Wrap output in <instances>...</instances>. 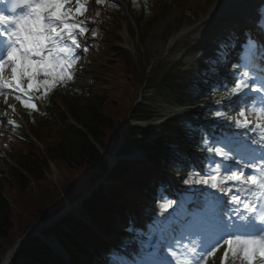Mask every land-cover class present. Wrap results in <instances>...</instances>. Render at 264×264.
Masks as SVG:
<instances>
[{
	"label": "trees",
	"instance_id": "trees-1",
	"mask_svg": "<svg viewBox=\"0 0 264 264\" xmlns=\"http://www.w3.org/2000/svg\"><path fill=\"white\" fill-rule=\"evenodd\" d=\"M122 1L125 11L113 0H105L101 7L85 15L89 28L88 56L95 53L105 56L99 60L98 76L88 73L85 85H58L47 96L46 112H26L28 132L41 148L23 136L24 142L10 139L3 150L7 161L0 160V260L29 226L54 216L66 203L76 200L80 193L89 191L104 177L105 189L98 186L81 204L85 223L68 217L48 230L64 246L68 254L65 264H114L112 253L128 255L134 251L138 231L144 229L157 212L158 187L165 186L159 174L171 178L191 169L188 155L181 146L197 153L200 159L197 163L201 164L208 146L204 145L200 124L173 119L161 128L166 137L148 143L147 131L131 127V122L149 120L150 116L140 108L124 110L123 114V104L112 101L106 88L92 89L96 84L105 85L106 72L113 66L118 80H123L127 86L128 81L132 82L130 90L135 89L134 83L143 85L146 79L144 88L151 90V98L159 103L190 107L226 100L223 99L226 88L219 77L194 73L180 63H158L149 71L154 75H145L150 66L141 47L146 32L172 7L191 12L193 18L187 25H194L198 15L192 11L189 0ZM186 5L188 9H183ZM126 17L134 25L129 28L130 33L137 36L134 55L118 47L121 42L115 34L120 21ZM182 23L168 27L164 40L179 31ZM88 56L80 67L84 75L90 65ZM158 67L160 71L156 73ZM119 99L124 101V97ZM130 100L127 98L126 103ZM114 105L120 106L118 111L114 110ZM197 115L200 120H208L211 113L204 109ZM69 122L78 128H73ZM20 135H23L21 131ZM119 138H122V146L141 150L150 166L139 161H119L107 173L105 155ZM50 163L58 174L59 183L52 180ZM132 192L138 193L140 198L128 196ZM10 264L61 263L54 252L38 239L31 238L17 249Z\"/></svg>",
	"mask_w": 264,
	"mask_h": 264
},
{
	"label": "snow or ice",
	"instance_id": "snow-or-ice-1",
	"mask_svg": "<svg viewBox=\"0 0 264 264\" xmlns=\"http://www.w3.org/2000/svg\"><path fill=\"white\" fill-rule=\"evenodd\" d=\"M6 2L10 14L0 10V90L22 93L26 99L20 95L15 99L25 108L38 110L31 93L43 89L47 98L57 85L74 80L79 52L87 51L83 38L89 28L80 18L87 11L88 0ZM5 68L10 69V78L4 75ZM223 99L231 102L229 107L237 105L239 118L228 117L220 110L214 115L251 135L243 143L208 151L225 159H234L231 153H235L241 160L242 153L247 152V161L233 166L215 164L185 181L210 188L226 199L218 201L219 211L211 229L194 226L192 234L198 239L188 243L182 242L186 237L166 240L163 254L154 264H207L208 258L221 248L224 251L220 264H228L229 257L233 264L236 260L241 264H264V68L258 75L247 68L236 75ZM250 114H255V119H248ZM174 203L166 201L162 211L167 212Z\"/></svg>",
	"mask_w": 264,
	"mask_h": 264
},
{
	"label": "rangeland",
	"instance_id": "rangeland-1",
	"mask_svg": "<svg viewBox=\"0 0 264 264\" xmlns=\"http://www.w3.org/2000/svg\"><path fill=\"white\" fill-rule=\"evenodd\" d=\"M95 1H96L97 6L102 5L104 2V0H101V3L98 4L97 0ZM189 1L191 3V6L193 7L192 11L194 12V14H199V18L196 24L190 28L182 26V29L179 32L184 33V35L179 37L175 42H183L187 44L190 43L191 45H197L194 48V52L191 53L190 55H185L187 50L173 49L172 48L173 43L167 45L166 41L163 38L165 34L164 32L168 27L174 28L176 25H178L179 22L181 23L183 21L187 22L188 20H191V14H192L191 12H188V13L183 12L181 8L179 9L176 7H172L166 13L165 18L159 19L157 22H155L144 36L142 49L147 56L148 63L152 65V67H155L156 64L158 63H169L173 61H178L182 55H185L187 57H185V59L183 60V63H182L183 68L197 69L201 66L208 64L213 58H219V57L223 58L225 54L228 52L224 49V46L228 45V43L230 42V38H228V36L232 34L231 32H233L234 30L233 28H235L238 24L236 22L237 21L236 16L234 14L225 15V11L219 8V6L222 4L218 6V3L220 2V0H189ZM242 2L243 0L237 1V3L240 6ZM208 4H210L209 7L207 6ZM205 8H207L206 14L203 15L201 14L202 9H205ZM183 9H188V6L186 5L185 7H183ZM90 10H92V8H89L88 12ZM126 20L125 22H122L121 24L122 32L119 34V37L124 44V49L126 51H130L131 53L134 50V46L136 45L137 39L135 35L133 37L129 33V27L131 25V22L129 19H126ZM222 32L226 35L225 40L221 39V41L218 43L211 42L212 39L219 36L220 33ZM241 41L242 43H245L246 39L242 38ZM248 41H250V39ZM245 47L246 46H244V48ZM236 50L237 51L240 50V47L237 46ZM253 50L254 49L250 48L249 46L248 49L244 51V53L249 56H252ZM244 53L240 58L233 57V62L238 64V69L236 71L231 72L230 75H228V77L226 78L227 83L231 84L236 79V75L246 70V68L253 74H257V75L260 74L261 72L258 69L264 68L261 66L260 62H256L254 66L250 65V63H248V61L245 60L246 57L244 58ZM82 54H83V51L81 50L79 52V60L77 64H79L82 61ZM88 57H89L90 65L87 66V68L85 69L87 70L86 72L87 75H84V74L79 75V73L77 72V69L76 68L74 69L75 77H74L73 82H77L78 86L86 84V80L88 79L87 78L88 73H91V75L94 77L98 76L99 69L101 68L99 60L105 58V56L101 57V55H98L97 53H95L94 55H90ZM111 60H113V58ZM228 66L229 64L226 65L225 67L228 68ZM7 69L8 68H5V71ZM113 70H114V67L112 66L106 72L107 77H106V80H105L106 82L104 86H101L100 84H96L95 86H93L92 89L95 91H98L100 89L106 88L107 93H110V96H112L111 98L112 101L113 99L118 100L120 103L123 104L121 108L123 114H124V110L130 111L131 107L132 108L138 107L141 110H143L145 115H148L154 118L153 120L155 121L150 124H136V125L146 128L150 133H152V135H159L158 127L162 125L163 123H165L168 119L174 117V113H173L174 107L161 104L157 100L152 99L151 91H148V90L146 91L145 88H142L141 85L138 83H134L135 89L131 88L130 90L129 85L132 84V82L128 81V86H127V84L123 80L122 81L118 80V77H116L113 74ZM159 71H160V67H158L156 73ZM151 75H154V74H151V73L148 74V76H151ZM5 76L10 78L11 71H9V73H6ZM9 91L11 90H8V89L0 90V160L4 158L3 150L6 148L8 139L10 137L15 136V134L13 133L15 131L14 129H18L19 126L17 125V122L19 121L20 117L23 115V111L25 109V107L20 103V101L15 99L16 95L23 96V94L12 92V91L9 92ZM35 93L43 96V89L40 92H35ZM253 96H255V94ZM120 97H124V101L120 100L119 99ZM127 98L131 99L130 103H126ZM230 103H231L230 101L227 103L226 105L227 107L225 108V111L223 110V112H225L228 117L239 118L238 111H237V105H232V107H229ZM119 108L120 106H116L114 110L118 111ZM189 117L194 119L193 112ZM212 117L214 120H216L215 121L216 123H212L210 126L206 127L205 137L208 138L210 136L212 139H215L216 145H218L219 143L224 144L227 137L229 135H233L232 133L233 131L230 130L231 128L227 131H222L221 127H226V126L231 127L232 126L233 127L232 129L239 130V128H236L228 120L224 118H218L214 114L212 115ZM248 119L250 120L255 119V114H250L248 116ZM9 120L13 121L14 123L9 124L8 123ZM24 131H25V134H27V131L25 129ZM116 143L118 144L119 140L114 141V145ZM133 149L135 148L131 147L130 145L120 146L118 144L116 149L111 154H115L117 159H122V158L129 159L130 158L134 160L135 154L136 156L140 154L135 152V150ZM125 151L130 152L131 155L118 157V153L125 152ZM217 162L222 163L219 157H214V158L210 157L208 160H205V164L203 165V168L201 167L195 168V170L190 171L186 173L185 175L174 178V180L170 182L169 190L163 191L161 194L164 196L166 200L169 198L170 200L175 202L176 200L175 197L177 195L176 192H182L185 194H190V193L194 194V193L200 192L199 196H197L196 198H193V202H195V204L203 202L201 199L202 198L201 195L204 192V187L200 185H195V184L189 185L185 183V181L189 179L190 177L195 178L194 177L195 173L205 171L209 167L217 164ZM49 169L51 172L52 180L59 183L58 174L54 170L53 166H49ZM67 177H70V176H67ZM60 179H61V175H60ZM5 189H7V187H5ZM83 193H80L78 198H80ZM129 195L135 196L137 195V193L134 192L133 194H129ZM186 201H189V200H187L186 197L183 196V198H181L180 205L181 206L185 205L187 203ZM76 211H77L76 209L73 210L71 214L76 215ZM162 213L163 211L161 212V215L159 216V218H157L153 222V225L149 228V233L147 234L148 237H150V239L151 238L156 239V241H154L155 243L153 242V246L146 247L143 253H139L138 255L133 256L132 259H128L127 257L123 255L116 256V260L119 262V264H135V261L137 260V258H142V257L145 258V257H148L149 255L150 256L153 255L159 259L161 255L163 254L162 246L164 242L172 238L173 233L175 232V229H179V226L182 227V225L185 223L184 219L187 217L190 211L184 213L181 216V218L178 220V222L173 224L170 229L168 227L167 230L160 231ZM46 227H44L43 230L40 232L42 233L41 234L42 237H44L48 241L56 242L53 236H51L49 233L44 232ZM223 251L224 249L218 251L217 254L209 258V260L207 261V264H220V260L223 256ZM228 264H233L231 257H229ZM235 264H241V261L236 260Z\"/></svg>",
	"mask_w": 264,
	"mask_h": 264
},
{
	"label": "bare ground",
	"instance_id": "bare-ground-1",
	"mask_svg": "<svg viewBox=\"0 0 264 264\" xmlns=\"http://www.w3.org/2000/svg\"><path fill=\"white\" fill-rule=\"evenodd\" d=\"M238 0H220V2L218 3V6L220 9H222L223 11H225V15H229V14H235L236 15V18L238 16L239 19L243 20L244 17H247V16H244L243 15V12H242V6H240L238 3H237ZM244 16V17H243ZM182 35H184V33H180L178 34V36L172 38L169 42V44H172L174 43L179 37H181ZM220 36L222 39H225V35H223V33H220ZM255 36V35H254ZM256 38V40L254 41V44L252 46H254L255 48L259 45V43L261 44L262 41L259 37H254ZM9 68L4 72V75L6 73H9ZM173 113L175 114H185L187 115V112L185 111H173ZM234 126V124H232ZM231 128V129H230ZM233 127H221V130L222 131H227V130H231L233 131L232 133L236 134L237 136V141L243 143V141L247 140L248 139V136L251 135V133H245L243 129H239V130H236V129H232ZM239 134V135H238ZM241 134L243 136H241ZM232 166V165H231ZM200 194V192H198V195ZM182 193H179L177 194V199L178 198H181L182 197ZM200 204V203H199ZM198 204V207L200 206L201 208V205ZM15 250L16 249H12L10 251H8L4 257L0 260V264H10L12 258H13V255L15 253Z\"/></svg>",
	"mask_w": 264,
	"mask_h": 264
},
{
	"label": "water",
	"instance_id": "water-1",
	"mask_svg": "<svg viewBox=\"0 0 264 264\" xmlns=\"http://www.w3.org/2000/svg\"><path fill=\"white\" fill-rule=\"evenodd\" d=\"M25 239H20L14 246H13V248H16V247H18V246H20L22 243H23V241H24Z\"/></svg>",
	"mask_w": 264,
	"mask_h": 264
}]
</instances>
